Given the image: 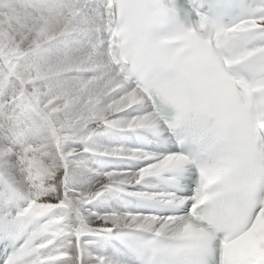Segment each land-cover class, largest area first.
Listing matches in <instances>:
<instances>
[{"label":"snow or ice","instance_id":"1","mask_svg":"<svg viewBox=\"0 0 264 264\" xmlns=\"http://www.w3.org/2000/svg\"><path fill=\"white\" fill-rule=\"evenodd\" d=\"M0 264H264V0H0Z\"/></svg>","mask_w":264,"mask_h":264}]
</instances>
